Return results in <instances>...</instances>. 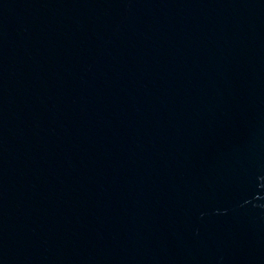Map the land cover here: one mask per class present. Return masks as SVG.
<instances>
[{"label":"water","instance_id":"95a60500","mask_svg":"<svg viewBox=\"0 0 264 264\" xmlns=\"http://www.w3.org/2000/svg\"><path fill=\"white\" fill-rule=\"evenodd\" d=\"M0 264H264V0H0Z\"/></svg>","mask_w":264,"mask_h":264}]
</instances>
